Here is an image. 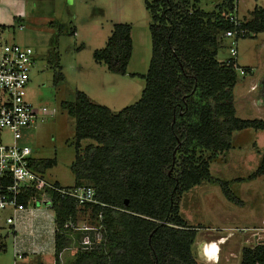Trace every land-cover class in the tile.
Segmentation results:
<instances>
[{"label":"trees","instance_id":"obj_1","mask_svg":"<svg viewBox=\"0 0 264 264\" xmlns=\"http://www.w3.org/2000/svg\"><path fill=\"white\" fill-rule=\"evenodd\" d=\"M200 2L145 0L152 16V57L137 102L114 112L77 90L73 100L62 103L76 121L77 154L70 166L74 185L93 187L97 203L79 207L73 197L48 190L56 223V264L71 234L65 224L70 218L75 222L80 213L94 223L102 213L105 241L90 250L78 249L71 264H202L193 249L201 226L189 225L180 215L183 194L203 182L218 183L229 201L242 203L229 181L211 174L210 161L232 148L235 131L264 130V120L237 117L238 65L217 58L232 28L226 18L231 0L213 11L200 8ZM242 28L246 37L264 32V7L256 6ZM131 32L128 23L114 24L95 60L125 75L133 54ZM59 59H53L56 81L64 79L57 72ZM84 139L96 144L80 152ZM55 163L32 158L31 164L44 176ZM262 175L264 152L259 167L245 180ZM33 197L42 199L41 192L27 188L21 205L27 208ZM240 264H264V243L245 247Z\"/></svg>","mask_w":264,"mask_h":264},{"label":"rangeland","instance_id":"obj_2","mask_svg":"<svg viewBox=\"0 0 264 264\" xmlns=\"http://www.w3.org/2000/svg\"><path fill=\"white\" fill-rule=\"evenodd\" d=\"M223 2L201 0L199 6L213 11L216 4ZM256 6L264 7V0H239L238 15L247 20ZM0 23L5 29V41L34 49L37 63L31 70L28 98L54 113L45 121L23 128L18 142L30 146L35 159H56L44 174L46 181L72 186L75 179L70 166L77 154L76 121L62 103L73 100L76 91L81 90L94 103L119 112L141 98L146 84L142 75L147 74L152 57L151 13L145 0H2ZM118 23L132 26L133 54L125 75L109 71L106 64L94 58L95 51L106 46L114 24ZM230 44L231 39L225 38L218 50V60L230 59ZM237 48L236 63L246 71L237 69L236 115L241 119L264 120V32L240 38ZM57 55L60 58L57 72L64 74V79L59 81L53 68ZM13 140L11 132H0V142L10 144ZM89 144L96 143L92 139L82 140L80 152ZM263 152L264 130L246 128L234 132L229 151L210 161L211 174L229 181L241 204L229 201L220 185L210 182L192 187L181 198L180 215L189 225L201 226L197 242L225 238L218 264H240L245 247L264 243V175L245 180L259 167ZM35 207L49 210L45 198L32 200L28 208ZM9 216L15 225L7 222ZM20 220L21 216L11 207L0 210V264L21 261L17 256L15 232ZM24 221L20 240L29 243L39 237L40 223ZM88 222L84 214L77 224ZM200 252L202 260H197L205 264L204 250Z\"/></svg>","mask_w":264,"mask_h":264},{"label":"built area","instance_id":"obj_3","mask_svg":"<svg viewBox=\"0 0 264 264\" xmlns=\"http://www.w3.org/2000/svg\"><path fill=\"white\" fill-rule=\"evenodd\" d=\"M238 1L231 0L230 12L226 15L232 28L226 31L225 37L231 39L229 53L230 59L234 61L238 55V40L247 36V30L242 28L244 19L238 15ZM4 31L0 23V132H11L14 140L10 144L0 142V210L9 207L15 211L23 209L20 198L25 195L27 188L39 190L50 208L52 202L47 197L48 190L55 191L62 197H73L79 207L97 203L95 190L91 186L57 187L46 181L32 167L31 147L18 142L23 128L31 127L39 120L45 121L54 113L47 106L36 105L28 98L31 70L37 63L34 49L5 41ZM238 68L242 72L246 71L239 65ZM86 216L89 224L80 226L77 224L78 219L73 222L72 218L65 224L71 232L81 233L78 249L82 250L96 248L105 241L102 213L98 215L97 223L92 222L90 215ZM7 222L13 223V218H8ZM208 249L212 251L213 248L209 246Z\"/></svg>","mask_w":264,"mask_h":264},{"label":"crops","instance_id":"obj_4","mask_svg":"<svg viewBox=\"0 0 264 264\" xmlns=\"http://www.w3.org/2000/svg\"><path fill=\"white\" fill-rule=\"evenodd\" d=\"M217 5V4H216ZM251 16V15H250ZM250 18V17H249ZM34 158V157H33ZM75 184V181H74ZM73 184V185H74ZM72 185V186H73ZM71 187V186H69ZM35 199H31L29 201V205L31 201ZM28 205V206H29ZM47 209L41 208H23L18 211H14V213L19 214L21 216V220L15 226L16 232V241H17V256L21 259L20 263L17 264H56L55 258V249H56V223H55V215L52 208L48 207ZM84 213H80V216H83ZM8 218H11L10 216ZM7 218V219H8ZM25 219H31L33 221H38L40 223V235L35 238L34 241L26 243L20 240V228L22 224H24ZM15 221L13 220L14 224ZM38 236V235H37ZM80 232H71L69 236L68 246L61 252L60 254V264H71L76 257V252L78 250V244L80 239ZM223 238V237H219ZM214 239L204 240L203 242L198 241L197 239L194 243L193 249L194 253L198 255V249L202 243L212 241ZM197 242V243H196Z\"/></svg>","mask_w":264,"mask_h":264},{"label":"clouds","instance_id":"obj_5","mask_svg":"<svg viewBox=\"0 0 264 264\" xmlns=\"http://www.w3.org/2000/svg\"><path fill=\"white\" fill-rule=\"evenodd\" d=\"M215 241H218V247L220 248V250H222V246L226 243L225 242V238L223 237V238H218V239H216ZM211 243H212V241H209V242H206L205 244H201V246L199 247V249H198V258H200V251H202V250H206L208 253H210V255L211 254H215V250H214V247H212L213 249H212V251L211 250H209L208 249V247L209 246H211ZM201 259V258H200ZM221 260V259H220ZM220 260H219V258L215 255L214 257H212V263H205V264H218V263H220Z\"/></svg>","mask_w":264,"mask_h":264},{"label":"bare ground","instance_id":"obj_6","mask_svg":"<svg viewBox=\"0 0 264 264\" xmlns=\"http://www.w3.org/2000/svg\"><path fill=\"white\" fill-rule=\"evenodd\" d=\"M218 246H219L218 241L212 240L211 247H214L215 254L214 255L212 254L211 257H210V253H208L206 250H204V252H203L204 253L203 254L204 260L203 261L205 263H212V257H214L215 255L219 258V260L221 259L222 250H220V248Z\"/></svg>","mask_w":264,"mask_h":264},{"label":"flooded vegetation","instance_id":"obj_7","mask_svg":"<svg viewBox=\"0 0 264 264\" xmlns=\"http://www.w3.org/2000/svg\"><path fill=\"white\" fill-rule=\"evenodd\" d=\"M212 255V254H211Z\"/></svg>","mask_w":264,"mask_h":264}]
</instances>
